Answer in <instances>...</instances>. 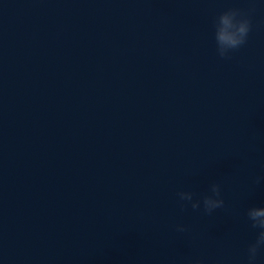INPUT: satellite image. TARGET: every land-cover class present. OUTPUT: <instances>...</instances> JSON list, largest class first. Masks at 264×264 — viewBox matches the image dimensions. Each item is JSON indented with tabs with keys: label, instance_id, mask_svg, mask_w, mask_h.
<instances>
[{
	"label": "water",
	"instance_id": "95a60500",
	"mask_svg": "<svg viewBox=\"0 0 264 264\" xmlns=\"http://www.w3.org/2000/svg\"><path fill=\"white\" fill-rule=\"evenodd\" d=\"M261 176L264 0H0V264H245Z\"/></svg>",
	"mask_w": 264,
	"mask_h": 264
},
{
	"label": "clouds",
	"instance_id": "9594fccd",
	"mask_svg": "<svg viewBox=\"0 0 264 264\" xmlns=\"http://www.w3.org/2000/svg\"><path fill=\"white\" fill-rule=\"evenodd\" d=\"M249 12L241 9L231 8L222 12L215 21V41L216 51L220 58L230 59L231 53L244 46L252 30V21ZM264 182V176L257 177L255 183ZM181 208L186 209L188 204L192 210H200L201 200L194 199L195 193L191 191H181L178 193ZM203 210L207 214H212L217 209L225 206V200L222 196V187L220 183L211 185L210 194L202 198ZM247 217L251 222V228L257 230L255 239L249 243L246 250L245 264H259V260L264 254V206L251 207L247 211ZM176 231L180 233L187 232L184 225H177ZM190 264H204L203 260L196 259L190 261Z\"/></svg>",
	"mask_w": 264,
	"mask_h": 264
}]
</instances>
